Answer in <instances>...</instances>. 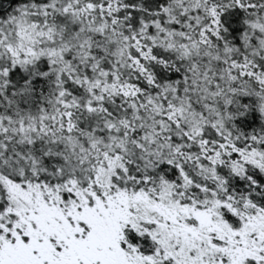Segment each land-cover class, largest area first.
Returning <instances> with one entry per match:
<instances>
[{"label":"snow or ice","instance_id":"snow-or-ice-1","mask_svg":"<svg viewBox=\"0 0 264 264\" xmlns=\"http://www.w3.org/2000/svg\"><path fill=\"white\" fill-rule=\"evenodd\" d=\"M0 264H264V0H0Z\"/></svg>","mask_w":264,"mask_h":264}]
</instances>
